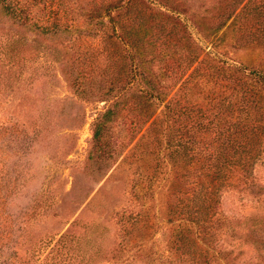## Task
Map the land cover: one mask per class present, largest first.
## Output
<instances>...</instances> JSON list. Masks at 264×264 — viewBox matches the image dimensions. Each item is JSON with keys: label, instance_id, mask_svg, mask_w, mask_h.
Listing matches in <instances>:
<instances>
[{"label": "rangeland", "instance_id": "1", "mask_svg": "<svg viewBox=\"0 0 264 264\" xmlns=\"http://www.w3.org/2000/svg\"><path fill=\"white\" fill-rule=\"evenodd\" d=\"M161 1L144 0L143 11L154 17V45L141 56L156 89L176 90L174 99L206 108L233 100L236 85L219 68L226 62L264 68V44L232 43L235 21L224 33L209 29L221 21L224 0H176L174 10ZM61 2L57 23L65 28L54 33L11 22L0 5V264H167L174 253L165 187L140 197L129 191L155 165L153 152L132 148L140 128L126 109L134 104L133 88L118 90L135 58L126 59L123 46L108 37L106 16L93 15L98 0ZM30 11L37 23L51 20L46 4ZM192 57L198 68L185 78ZM113 100L115 113L104 123L107 155L89 161L90 123ZM261 160L255 175L264 180ZM182 164L172 169L163 161L158 180L167 184ZM219 209L230 220L228 241L240 247L238 257L260 264L264 250L247 231L252 221L264 228V194L231 187L221 191ZM135 212L143 215L122 237L118 214ZM119 242L122 251L115 250Z\"/></svg>", "mask_w": 264, "mask_h": 264}, {"label": "trees", "instance_id": "2", "mask_svg": "<svg viewBox=\"0 0 264 264\" xmlns=\"http://www.w3.org/2000/svg\"><path fill=\"white\" fill-rule=\"evenodd\" d=\"M146 1L151 3V0ZM36 3H41L42 7L46 4L47 12L51 13L49 22L37 23L38 19L30 11ZM61 3V0H0L2 13L7 14L11 22L34 25L44 33L65 28V25L57 23V8ZM161 3L166 9L174 10L176 0H162ZM145 5L144 0H98L97 7L92 9L93 15L106 16L105 24L112 31L107 36L123 46L126 59L135 58L136 61L129 67L128 78L118 90L123 94L133 88L135 101L134 104L129 102L126 109L134 113L133 123H139L140 128L132 148L140 155L153 152L155 165L152 174L146 176L147 180H133L129 191L140 197L149 190L165 187L168 195L166 217L171 221L170 249L174 253L166 257L167 264H247L238 257L240 247L228 241L233 228L228 225L230 220L222 215L219 205L221 191L231 187L264 194V180L255 175V169L264 156V68L254 69L231 62L219 67L221 77L236 85L232 91L235 95L233 100L219 99L204 108L188 103V100L174 99L176 90L167 94L162 88L156 89L143 70L141 54L147 45H154L155 39L150 36L154 17L150 13L143 15ZM220 7L222 19L209 26L211 31L224 33L226 26L235 21L237 34L232 40L234 45L264 44V0H224ZM190 25L196 29L199 24ZM199 62L193 57L186 60L185 66L189 71L185 78L193 75ZM116 104L113 100L90 123L89 161L107 155L106 149L110 144L104 123L115 113ZM163 161L172 169L174 162L183 163L179 167H183L182 170L174 173L167 184L166 180H158L160 173L164 172L161 169ZM136 188H141L142 192L138 194ZM143 214H118L122 237L136 227L139 215ZM249 225V240L261 244L264 250V228L255 221ZM124 249L119 242L115 250ZM149 254H145L148 262L154 260ZM258 260L264 264V255H260Z\"/></svg>", "mask_w": 264, "mask_h": 264}]
</instances>
